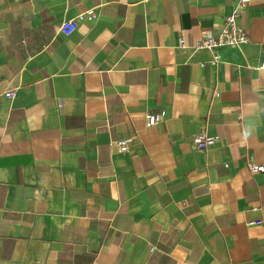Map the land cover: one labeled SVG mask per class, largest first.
I'll return each mask as SVG.
<instances>
[{"label":"crops","instance_id":"1","mask_svg":"<svg viewBox=\"0 0 264 264\" xmlns=\"http://www.w3.org/2000/svg\"><path fill=\"white\" fill-rule=\"evenodd\" d=\"M235 7L0 0V264H264V0L220 62L178 47Z\"/></svg>","mask_w":264,"mask_h":264},{"label":"built area","instance_id":"2","mask_svg":"<svg viewBox=\"0 0 264 264\" xmlns=\"http://www.w3.org/2000/svg\"><path fill=\"white\" fill-rule=\"evenodd\" d=\"M253 0H235L237 7L226 14L222 20L219 29L216 32L206 31L204 34L194 40L191 43H187L183 36L178 37V47L189 48L191 50H207L211 54L209 59L210 63H218L222 59L221 50L226 47H237L245 44L249 41V36L246 29L240 24L239 17L241 10ZM94 17V10L88 8L84 11L77 13L75 16L69 19L63 20L57 28V31L63 35H69L76 27L79 21L91 20ZM264 51V46L262 48ZM258 68L264 70V61H262ZM4 96L12 98L14 96V89H8L4 92ZM238 123L241 122V116H238ZM163 120V114L161 110H148L144 115V125L146 127L152 126ZM129 139L116 140L117 148L120 152L127 150V143ZM215 142V138L206 134L205 131H199L192 135L191 144L194 149L198 151L205 150L208 146ZM226 165V164H224ZM246 166L250 173H259L264 176V163H257L247 160ZM260 220H251L248 224H258ZM154 249L150 246V251Z\"/></svg>","mask_w":264,"mask_h":264}]
</instances>
